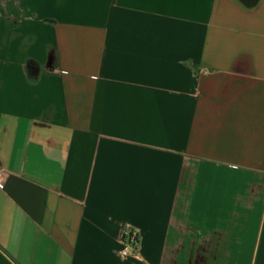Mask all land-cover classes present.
I'll return each instance as SVG.
<instances>
[{
    "label": "crops",
    "instance_id": "crops-1",
    "mask_svg": "<svg viewBox=\"0 0 264 264\" xmlns=\"http://www.w3.org/2000/svg\"><path fill=\"white\" fill-rule=\"evenodd\" d=\"M0 166V264H264V0H0Z\"/></svg>",
    "mask_w": 264,
    "mask_h": 264
},
{
    "label": "built area",
    "instance_id": "built-area-1",
    "mask_svg": "<svg viewBox=\"0 0 264 264\" xmlns=\"http://www.w3.org/2000/svg\"><path fill=\"white\" fill-rule=\"evenodd\" d=\"M9 175V171L0 166V186L5 184ZM120 243L121 246L118 253L122 259L141 260L140 233L136 228L130 225H125L121 231Z\"/></svg>",
    "mask_w": 264,
    "mask_h": 264
},
{
    "label": "water",
    "instance_id": "water-1",
    "mask_svg": "<svg viewBox=\"0 0 264 264\" xmlns=\"http://www.w3.org/2000/svg\"><path fill=\"white\" fill-rule=\"evenodd\" d=\"M247 4H253L255 0H244Z\"/></svg>",
    "mask_w": 264,
    "mask_h": 264
}]
</instances>
